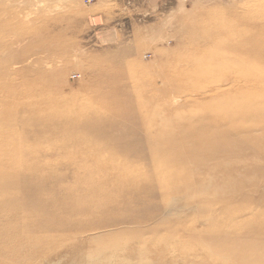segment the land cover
Returning a JSON list of instances; mask_svg holds the SVG:
<instances>
[{
  "label": "rangeland",
  "instance_id": "1",
  "mask_svg": "<svg viewBox=\"0 0 264 264\" xmlns=\"http://www.w3.org/2000/svg\"><path fill=\"white\" fill-rule=\"evenodd\" d=\"M263 13L0 0V264H264V89L185 90L206 73L263 80L264 57L238 41L258 48V31L232 25ZM48 106L68 113L46 129L29 118Z\"/></svg>",
  "mask_w": 264,
  "mask_h": 264
},
{
  "label": "bare ground",
  "instance_id": "2",
  "mask_svg": "<svg viewBox=\"0 0 264 264\" xmlns=\"http://www.w3.org/2000/svg\"><path fill=\"white\" fill-rule=\"evenodd\" d=\"M236 24L237 25H241V26H246L247 25L248 26L247 28L251 29L252 31H254V30L258 31V35H259L258 38L262 39L261 40V44H264V20L260 21L258 18L252 17V15H248L246 17H244V16L241 17L240 16V17H235L234 18L232 25H236ZM232 25H230L229 27H232ZM238 41L242 42V43H245L246 46H249V47H247L244 50H250L251 49L254 52L252 54L247 53L244 56H248V54H249V56H252L254 59L260 58V60L262 59V57H264V53H262V54H257L256 53V52H259L260 50H261V52L264 51V45H262V46H260L258 48L257 47L256 48L252 47L253 44H251V40L248 39V37L246 39V38H243L241 36H238ZM263 72H264V70H263ZM217 78L222 83L223 82L231 83V86L227 87L226 89L225 88L224 89H221V88L219 89L218 87H214L215 85L212 86L210 83L211 82L214 83L217 80ZM217 78L216 77H211V75H209V73H206L205 76H199V77L194 79L195 80L194 83H197V86H191V87L189 86L190 88L185 89V90H188V91H190V90L191 91L192 90L193 91L194 90H197V91L200 90V92L202 91L203 93H206V91L208 90L210 94L218 95L215 98L220 101L222 98L224 99L225 97L229 96L230 92H234V91L235 92H241L239 95L242 96L243 95L242 91H245V90H243L244 87H246V88L250 87L252 90L260 89L262 91L264 89V79L262 80L258 76H255V75L248 76L247 79H243V78L239 77L237 74H235L233 78H230V77H227V76L222 77L221 75H219ZM261 78H264V76L261 77ZM144 90H147V89L144 87V85H142L139 88L137 94H139V96L142 95V97H143V96H145L146 93H149V92L145 93ZM168 92L169 91L165 90V89H163V90H161V89L160 90H158V89L155 90L154 89V90L151 91V94L152 95L154 94L155 97H163V95H166ZM183 92H185V91H183ZM37 96L39 98H41V99H45L48 95L45 94V93H41V94L39 93V94H37ZM251 97H252V99H256L255 96H251ZM143 100L147 101V97L146 98L144 97ZM212 101H213V99L210 100L209 103H213ZM154 102L157 103L156 101H154ZM56 103L58 104V102H56ZM139 109H140V107L137 106V107H134L133 110L135 111V110H139ZM142 109L144 111H148V112L150 111V113L153 114V111L151 110L150 107H148V103L147 102L144 104V107ZM67 113L68 112L65 109H60L59 107L48 106L47 108L46 107L43 108L42 112L35 113V115L30 117L29 119H31L33 122L37 123L38 124L37 126L43 125L46 129H49V127L52 125L50 120L63 119V117H65L67 115ZM245 113H246V111H245ZM119 114H121V111H120ZM35 128H36V125H35L34 129ZM109 164H111V163L109 162V163H106L105 165H102V164H99V165L100 166H108ZM62 166H61V169H62ZM55 167H60V166L59 165L55 166L54 164L50 163V164H46L45 166H43L42 169L47 171L48 169L50 170L51 168H55ZM122 169H124V168H122ZM133 174H134V172L131 173V171L127 169L126 171H122V174H120L119 177L121 179H123V178H125L127 176L129 177V176H131ZM8 177L11 178L12 176L8 175L5 178L8 179ZM16 182L19 184L20 187H22V184L19 181L16 180ZM261 222H262L261 225L264 226V221H261ZM261 225L260 224L258 225V229L260 228Z\"/></svg>",
  "mask_w": 264,
  "mask_h": 264
}]
</instances>
